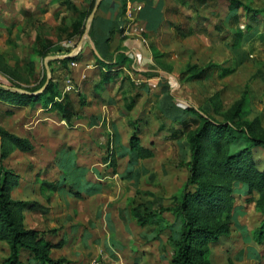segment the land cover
<instances>
[{
  "label": "rangeland",
  "instance_id": "1",
  "mask_svg": "<svg viewBox=\"0 0 264 264\" xmlns=\"http://www.w3.org/2000/svg\"><path fill=\"white\" fill-rule=\"evenodd\" d=\"M20 1L19 9L14 0H0V85L12 92H34L31 90L40 84L43 71L47 77L48 67L60 94L69 95L76 109L71 122H66L42 103H13L0 91V131L27 138L33 145L32 151L24 152L10 141L3 144L9 150L3 163L15 181L10 195L23 203L25 226L42 229L45 235L66 231L70 251L77 250L75 239L87 235L92 228L87 218L94 219L82 181L94 180L92 170L96 169L100 179L89 185V191H99L97 198L102 199L96 206L98 227L93 237L97 246H81L84 257L88 254L85 264L93 258L104 264H170L173 248L169 239L180 227L174 215L159 212L153 223L140 227L133 224L131 209L139 203L155 209L170 206L187 180L183 164L188 160V145L185 138L170 137L172 128H182L183 122L202 115L238 126L249 124L264 135V22L257 31L254 27L248 30L252 20L243 17L240 8V18L222 23L219 15L226 10L227 0H183L182 5L167 0L169 24L148 34L135 17L132 33L115 42L114 46L130 54L129 60L121 65L124 71L117 80L100 86L96 96L92 88L101 81L100 71L106 70L95 58L87 54L65 63L47 61L37 54L34 43L39 34L51 39L56 48L70 46L65 30L77 15L72 6L86 10L89 0H50L46 6ZM240 1L264 10V0ZM90 13L84 19L83 33ZM239 28L253 35L237 39ZM189 29L190 35L183 36ZM131 83L136 85L132 89ZM164 91L166 97L172 96V103L185 109L180 118H164L160 113ZM135 92L140 94L136 106L123 116L124 94ZM84 100L86 104H81ZM133 136L152 150L150 157L129 155ZM249 146L256 167L264 169V147ZM204 157L201 170L206 166ZM63 172L66 181L60 180ZM227 195L215 187L208 201L217 204V198L223 202ZM257 198L255 190L234 191L221 215H214L211 208L198 213L200 228L228 231L216 239L203 231L196 234L194 253L201 263L264 264V244L253 235L264 218ZM85 204L92 213L84 219L81 210ZM52 223L57 227L49 230ZM95 252L98 255H92ZM7 254L6 243L1 242L0 258Z\"/></svg>",
  "mask_w": 264,
  "mask_h": 264
},
{
  "label": "trees",
  "instance_id": "2",
  "mask_svg": "<svg viewBox=\"0 0 264 264\" xmlns=\"http://www.w3.org/2000/svg\"><path fill=\"white\" fill-rule=\"evenodd\" d=\"M176 1L181 5L184 2L183 0ZM94 3L95 0H89L86 10H80L78 6L73 4L72 9L77 15L74 16L70 27L65 30L67 32L66 39L72 43L70 46L56 48L51 39L37 34L34 38L37 54L45 58L55 53L71 52L84 32V19L92 10ZM227 3L226 10L219 15L222 23H226L229 19L237 20L240 18L242 16L238 12L240 8L244 9L243 17L252 20V24L250 22L247 24L248 30L254 27L257 31L259 25L264 22V18H259L264 10L253 9L240 0H227ZM142 9L143 7L138 12H141ZM143 17L144 29L157 31L163 21L161 6L157 4L148 7ZM221 25L217 26V30H222L223 24ZM93 29L94 25L92 24L89 33L98 52L94 58L98 66L104 67L106 70L100 71L101 81L95 84L93 88L97 91L101 85L110 84V82L117 80L120 73L124 71L121 65L128 62L130 54H127L124 48L120 46H115L111 54L107 53L105 47L108 46L110 38L97 37ZM190 30L183 36L190 35ZM252 35L253 33L248 34V31H243L241 28L237 29L235 33L237 39L245 36V39H248ZM75 57L77 55L56 60L65 63L76 59ZM46 78V73L43 71L40 84L31 91L38 90L45 83ZM130 86L132 89L136 85L131 83ZM0 91L8 94L10 102L13 103L18 101L25 105L42 103L47 111L55 113L66 122H71L76 115L73 100L67 94H60L58 85L53 82L52 77L47 83L46 89L35 95L12 92L4 89L1 85ZM95 94L99 96L98 92ZM139 96L140 94L136 92L132 96L124 94V108L127 111L132 110L136 106ZM170 96L166 97L165 91L160 95L159 111L164 118H180L185 109L179 104L172 103L170 99L172 96ZM81 104H86V101L84 100ZM0 136L2 137V140L0 139V243H6L8 248V254L0 258V264H62V262H66L62 258L53 259L50 256V249L58 245L47 240L44 237V231L25 226L21 214L23 203L13 200L10 195L15 181L11 176L13 173L3 163L9 152L7 148L3 147V144L10 141L16 149L29 152L33 149L32 143L27 138L19 137L7 131H0ZM170 137L177 140L185 138L187 142L188 160L183 164L188 170L187 180L180 190L173 195L170 206L155 209L148 203H139L132 207L131 213L136 224L143 227L153 223L159 212H170L180 226L169 239L173 248L170 264H204L194 253L196 234L203 231L211 238L216 239L228 231L200 228L197 223L198 213H205L207 208H211L214 215H221L225 208L230 205L234 191L242 193L255 190L258 194L259 211L264 215V169L261 170L256 167L251 158V146H249L250 143H254L264 147V135L256 133L249 124L238 126L201 115L199 118H192L190 121L183 122L182 128H172ZM128 148L131 157L144 159L153 154L151 149L140 144L137 136L130 138ZM205 155V170H201ZM81 172L83 173L84 170L81 169ZM60 180H68L67 173H61ZM215 187L228 194L223 202H219L222 198H217V204L208 201V197L212 195V190ZM76 194L80 196V191L77 190ZM253 235L259 244H264V218L261 219ZM23 251L24 254H22Z\"/></svg>",
  "mask_w": 264,
  "mask_h": 264
},
{
  "label": "crops",
  "instance_id": "3",
  "mask_svg": "<svg viewBox=\"0 0 264 264\" xmlns=\"http://www.w3.org/2000/svg\"><path fill=\"white\" fill-rule=\"evenodd\" d=\"M30 1V3L34 6H43V5H49L50 0H27ZM84 1V0H82ZM167 0H100L98 7L94 13V16L89 24V26L86 28L85 33L82 34L80 40L76 43L75 47L72 49L71 53L73 54L72 56L75 55H80L81 58L85 57V55L89 54L91 57L94 58V55H98V52L96 50L95 47V43L92 39V36L90 35L89 31H90V27L93 24L94 25V29L93 32L94 34L101 38V37H105V38H110V41L108 42V46H106L105 44V49L107 51V53L111 54L113 52V49L115 48V42L117 40H123L124 38H126L127 35L131 34V28H132V22H130L129 18H128V11L129 9H131L132 7H134L137 4H141V6L143 7L141 12H135V17L137 18V22L143 26L144 23V14L147 11L148 7L150 6H155V5H160L161 6V11L163 14V21L161 22V26L158 30L164 28L167 24L170 23V20L167 18V14H168V5L166 3ZM96 2V0H95ZM177 3L176 0H174V3ZM15 5L20 9V5H21V1L20 0H14ZM27 3V2H26ZM29 3V2H28ZM179 4V3H177ZM51 6V5H50ZM136 22V21H135ZM157 31H153V30H145V33L148 34H154L157 33ZM83 56V57H82ZM98 84V83H97ZM101 87H106V85H101ZM94 88V86H93ZM92 88V90H93ZM97 92V91H96ZM95 92V93H96ZM140 97V96H139ZM109 102L111 104L116 103V101L114 102L113 100H109ZM133 110V109H132ZM130 111H127L125 108L122 109V113L123 116L124 114L126 115L127 113H129ZM113 130H117L116 128ZM95 174V179H97V181H99V176L97 173L96 169L92 170ZM94 180H87L86 178H83V185H85V187H87L88 191H85L84 188L83 190L85 191V193H89L88 195V205L92 204L93 206V216L94 219H89L87 218V223L89 226H91L92 228H89V230H87V235L85 237H81V234L79 235V238L75 239L76 240V245L74 246L77 250L70 251V246H72V244L70 243V240H68L67 237V233L66 231H62V233L57 234V235H52L49 233L44 235V237L51 241L53 244H57L58 246L53 247L50 249V256L53 259H58L61 257L66 258L68 263H64L62 262V264H85L86 263V259H87V255H85L84 257V253L81 252L80 248L81 246L85 243V245L87 247H95L96 245V238L93 237L95 230L97 229L98 225H97V216H98V210H97V203L102 202V199L97 198L99 195V191L95 190L91 192L89 191V185L92 184V182ZM88 182H90L88 184ZM93 187V186H91ZM85 196V195H84ZM109 202V201H107ZM83 209L82 214L83 217L85 219V215H87L88 213H92L91 210H89L87 208V205H83ZM87 210H89L87 212ZM63 213H66L63 212ZM107 216V215H106ZM68 217V216H67ZM88 217V215H87ZM111 217V216H110ZM119 220H121V224L124 226V217L121 216V219L119 218ZM77 225L79 224L78 222H76ZM75 223V225H76ZM136 222H133V224H135ZM136 225V224H135ZM56 223L55 224H51L49 226V230L50 229H55ZM28 228H34L37 230H42L39 229L37 227H28ZM82 229L84 230V227L82 226ZM74 230L77 231L76 227H74ZM44 231V230H42ZM86 231V230H85ZM49 236V237H47ZM93 237L92 239H90L91 237ZM71 244V245H70ZM25 252L23 251L22 254H24ZM90 254V252H89ZM92 255H98L96 252L92 253ZM103 256V255H102Z\"/></svg>",
  "mask_w": 264,
  "mask_h": 264
},
{
  "label": "water",
  "instance_id": "4",
  "mask_svg": "<svg viewBox=\"0 0 264 264\" xmlns=\"http://www.w3.org/2000/svg\"><path fill=\"white\" fill-rule=\"evenodd\" d=\"M99 1H100V0H96V2H95V5H94V7H93V9H92V11H91V13H90V16H89V20H90V21H89L87 27L89 26V24H90V22H91V20H92V18H93V16H94V13H95V11H96V9H97V7H98ZM72 55H73V54H72L71 52L68 53V54H66L65 56L49 55V56L46 57V60L49 61V60L63 59V58L71 57ZM46 72H47V78H46V81H45V83H44V84H43L38 90H36V91H34V92H28V91L23 90V89H19V90H20L22 93H27V94H30V95H35V94L41 93L42 91H44V90L46 89V85H47V83L50 81L51 76H52V72H51V70H50L48 67H47V69H46Z\"/></svg>",
  "mask_w": 264,
  "mask_h": 264
},
{
  "label": "built area",
  "instance_id": "5",
  "mask_svg": "<svg viewBox=\"0 0 264 264\" xmlns=\"http://www.w3.org/2000/svg\"><path fill=\"white\" fill-rule=\"evenodd\" d=\"M141 4H137L134 7H132L131 9H129L128 11V18L130 20V22H134L135 20V12L139 11L141 9ZM90 264H104V262L102 260H100L99 258H93L90 261Z\"/></svg>",
  "mask_w": 264,
  "mask_h": 264
}]
</instances>
